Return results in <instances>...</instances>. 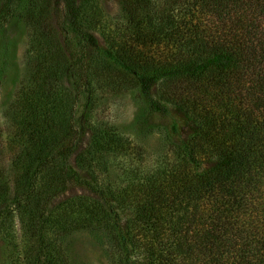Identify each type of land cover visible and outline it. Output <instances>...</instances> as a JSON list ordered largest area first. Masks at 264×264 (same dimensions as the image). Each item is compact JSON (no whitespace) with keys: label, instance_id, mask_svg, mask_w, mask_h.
<instances>
[{"label":"trees","instance_id":"16d2710c","mask_svg":"<svg viewBox=\"0 0 264 264\" xmlns=\"http://www.w3.org/2000/svg\"><path fill=\"white\" fill-rule=\"evenodd\" d=\"M86 1L0 0V27L25 2L37 32L30 75L10 106L12 137L0 149L9 158L0 166V228L16 220L24 250L1 264H66L57 237L75 228L105 229L122 264H142L140 254L144 264H264V0H166L168 20L156 21L172 24L169 33L139 26L137 15L152 22L151 11L160 13L147 0H124L130 27L91 30ZM158 37L162 59L139 47ZM93 55L135 80L171 134L181 113L196 125L163 165L119 189L96 186L71 160L87 130L78 112L97 75ZM101 142L127 150L122 135L95 136L93 148ZM72 185L96 197L53 206Z\"/></svg>","mask_w":264,"mask_h":264},{"label":"rangeland","instance_id":"374dc122","mask_svg":"<svg viewBox=\"0 0 264 264\" xmlns=\"http://www.w3.org/2000/svg\"><path fill=\"white\" fill-rule=\"evenodd\" d=\"M147 1L148 8H157L160 13L157 18V11H151L152 22H147L149 20L146 17L137 15L135 20L139 21V26L146 32L169 33L174 28L172 24L156 21L167 15L166 0ZM24 3L16 5L12 20L0 27V149H5L9 138L12 137L10 106L20 86L28 80L30 73L27 67V53L32 45L37 43V32L25 16ZM60 6H63V2ZM82 15L86 23L91 22V30L95 27L104 29V24L124 26L127 23L130 27L134 21H128L124 0H88L83 5ZM202 15H207L203 16L206 24L212 25L216 22L212 13ZM159 24L163 30H160ZM84 27L87 29V25ZM132 31L129 29L128 34ZM95 32L100 42L105 43L98 31ZM156 39L160 41L159 44L155 42L139 47L161 59L165 58L168 51L166 39ZM92 65L96 68L97 75L91 84V92L82 98L78 112L82 121H87V130L71 160L96 186L119 189L128 183H135L137 179L152 173L155 167L163 165L164 158L172 157L173 148L183 139L188 140L196 125L186 118L185 114L179 113L180 118H184L179 127L180 133L171 134L169 120L150 109L148 100L140 93L132 77L125 75L99 55H93ZM154 93L157 97L160 96L157 89ZM115 134L122 135L127 150L120 147L106 150L103 148V142L93 148L95 136ZM3 151L7 152L8 156L7 149ZM80 151L85 152L81 166L76 163V156ZM8 160V157L3 159L0 156V166L7 165ZM204 162L206 167H210L214 160L205 159ZM77 197L89 199L96 196L82 186L72 185L55 197L52 205L57 206ZM4 226L5 230L0 228V264L11 258L22 257L24 250L25 233L18 222L13 220V223L7 222ZM61 233L57 239L63 254L67 256L66 264H122L118 244L105 229L75 228ZM8 236H11L12 240ZM138 260L142 264L145 263L141 254Z\"/></svg>","mask_w":264,"mask_h":264}]
</instances>
